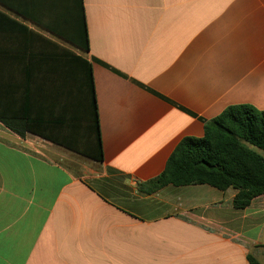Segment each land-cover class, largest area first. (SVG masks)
<instances>
[{"label": "crops", "instance_id": "crops-1", "mask_svg": "<svg viewBox=\"0 0 264 264\" xmlns=\"http://www.w3.org/2000/svg\"><path fill=\"white\" fill-rule=\"evenodd\" d=\"M83 1L88 52L0 0V264H264V195L150 184L229 106L264 110V0ZM75 55L102 161L1 121L75 134Z\"/></svg>", "mask_w": 264, "mask_h": 264}, {"label": "trees", "instance_id": "trees-1", "mask_svg": "<svg viewBox=\"0 0 264 264\" xmlns=\"http://www.w3.org/2000/svg\"><path fill=\"white\" fill-rule=\"evenodd\" d=\"M14 10L39 23L46 30L64 38L71 45L90 49L83 0H22ZM71 56L74 54L71 53ZM77 66V119L64 128L75 126V134L55 138L33 122L21 124L1 120L21 137L34 131L44 139L58 143L76 153L102 161L104 159L92 65L75 55ZM153 190L167 185H210L220 191L234 189V207L243 210L254 199L264 195V110L247 104L226 108L205 124L201 138H183L169 158L163 173L150 182ZM250 264H261L252 255Z\"/></svg>", "mask_w": 264, "mask_h": 264}]
</instances>
